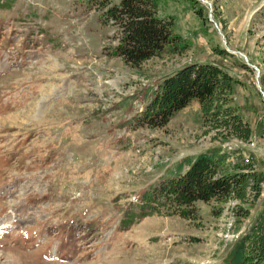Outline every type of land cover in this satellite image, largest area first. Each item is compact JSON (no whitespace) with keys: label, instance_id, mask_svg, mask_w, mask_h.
<instances>
[{"label":"rangeland","instance_id":"rangeland-1","mask_svg":"<svg viewBox=\"0 0 264 264\" xmlns=\"http://www.w3.org/2000/svg\"><path fill=\"white\" fill-rule=\"evenodd\" d=\"M158 14L186 49L131 66L94 1L0 0V264H218L249 227L261 185L247 217L235 199L144 217L137 204L213 147L264 182V0H160ZM206 62L233 78L248 142L214 139L196 100L164 126L143 120L165 76Z\"/></svg>","mask_w":264,"mask_h":264},{"label":"trees","instance_id":"trees-1","mask_svg":"<svg viewBox=\"0 0 264 264\" xmlns=\"http://www.w3.org/2000/svg\"><path fill=\"white\" fill-rule=\"evenodd\" d=\"M92 1L102 10L104 23L119 29L113 53L131 66H139L165 51L183 52L187 47L181 36L172 32V18L159 16L160 0ZM2 6H10V1ZM218 52L227 54L225 50ZM233 83V78L215 64L184 65L157 84L143 120L150 126H164L177 111L196 100L203 122L209 121L214 129V139L225 141L232 136L248 142L250 126L227 104ZM230 155L221 147H213L181 160L173 176L141 195L137 204L140 216L152 214L162 205L179 209L196 201L224 204L235 199L239 211L236 215L247 217L249 210L243 206L247 192L251 191L252 201L258 199L261 180L249 159L229 160ZM221 210L222 206L216 213ZM218 264H264V198L247 230L232 242Z\"/></svg>","mask_w":264,"mask_h":264},{"label":"built area","instance_id":"built-area-1","mask_svg":"<svg viewBox=\"0 0 264 264\" xmlns=\"http://www.w3.org/2000/svg\"><path fill=\"white\" fill-rule=\"evenodd\" d=\"M244 160H245V161H248V158H244ZM260 185H261V186H264V182L261 181V182H260Z\"/></svg>","mask_w":264,"mask_h":264},{"label":"water","instance_id":"water-1","mask_svg":"<svg viewBox=\"0 0 264 264\" xmlns=\"http://www.w3.org/2000/svg\"><path fill=\"white\" fill-rule=\"evenodd\" d=\"M244 58H245V61H246V57L244 56ZM246 63H248L247 61H246Z\"/></svg>","mask_w":264,"mask_h":264}]
</instances>
